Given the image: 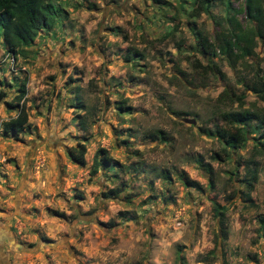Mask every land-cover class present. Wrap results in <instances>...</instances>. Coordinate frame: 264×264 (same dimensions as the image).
Listing matches in <instances>:
<instances>
[{
	"label": "rangeland",
	"instance_id": "rangeland-1",
	"mask_svg": "<svg viewBox=\"0 0 264 264\" xmlns=\"http://www.w3.org/2000/svg\"><path fill=\"white\" fill-rule=\"evenodd\" d=\"M53 1V27L14 56L0 34V264H264V139L255 119L236 147L215 133L264 113L249 89L264 42L214 63L195 43L227 14L245 25L244 0L199 15L192 0ZM19 112L23 131H5Z\"/></svg>",
	"mask_w": 264,
	"mask_h": 264
},
{
	"label": "trees",
	"instance_id": "trees-1",
	"mask_svg": "<svg viewBox=\"0 0 264 264\" xmlns=\"http://www.w3.org/2000/svg\"><path fill=\"white\" fill-rule=\"evenodd\" d=\"M213 1L192 0L195 5L193 12L196 15L203 11L206 12ZM227 4L228 11H230L229 0ZM243 9L246 14V24L243 25L234 14H227L214 42L199 31L195 34L196 46L203 54L209 57V61L214 63V59L220 54L234 60L243 59L254 53L258 38L264 42V0H244ZM57 14L58 9L53 0H0V34L8 51L14 56L24 47L30 46L41 30L53 27ZM249 89L264 101V75L260 69L256 70ZM80 91L81 88L76 86L74 96L78 106L84 108L86 112L88 106ZM24 95L25 88L22 85L19 88L16 104L9 105L11 107L19 105V101ZM118 107L129 109L130 106L120 104ZM226 118L230 123H235V131L230 132L219 127L215 130L217 137L222 141V149L233 148L241 144L246 139V134L251 128L250 122L254 119L257 122L252 129L259 131V137L264 139V113L258 114L255 111L243 109L228 113ZM26 122V115L19 112L16 117L5 122L4 129L7 132H21ZM209 133H212V131ZM85 152V144L78 143L75 147L69 149L68 156L73 162L85 165ZM99 152L103 153L102 158L109 163L110 158L104 153V149ZM100 160L101 158H98V153H96L91 168L92 175L100 168ZM186 183L194 184V182L190 181H186ZM246 185L248 187L246 196L249 197L252 182L247 180ZM223 207L215 204L217 212H220ZM210 260L207 255L199 258L201 262Z\"/></svg>",
	"mask_w": 264,
	"mask_h": 264
},
{
	"label": "water",
	"instance_id": "water-1",
	"mask_svg": "<svg viewBox=\"0 0 264 264\" xmlns=\"http://www.w3.org/2000/svg\"><path fill=\"white\" fill-rule=\"evenodd\" d=\"M17 246H21V245H17Z\"/></svg>",
	"mask_w": 264,
	"mask_h": 264
}]
</instances>
